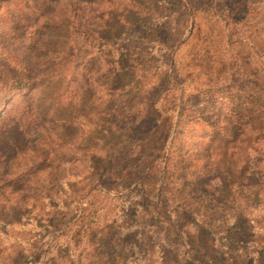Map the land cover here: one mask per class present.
<instances>
[{"label": "trees", "instance_id": "obj_1", "mask_svg": "<svg viewBox=\"0 0 264 264\" xmlns=\"http://www.w3.org/2000/svg\"><path fill=\"white\" fill-rule=\"evenodd\" d=\"M117 1L119 3H115L116 0H13L15 8L26 9V2L35 5L28 21H25L34 30V36L21 55L28 57L21 60L20 67L0 65L1 89L29 90L25 100L27 106L19 117L10 113L3 120L6 109L0 116L1 177L2 172L5 179L19 176L27 170L28 136L33 124L39 120L50 121L67 131L76 130L85 137L109 118L112 122L124 124L120 127L122 129L132 130L134 127L138 135L136 149L129 156L136 153L137 157H124L121 161L115 157L107 158L109 171L108 168L102 171L105 172L102 177L107 181L98 184L97 194L93 196L96 201H88V197L78 198L75 217L64 230L56 229L48 234L47 241L61 244L60 240H63L66 246L72 245L76 250L94 246L104 254L97 253V264L103 256L110 258L111 253L106 248L91 241L98 227L96 206L104 202L103 197L109 196L124 205V199L134 192L139 200L134 203L135 214L129 217L124 212L121 227L113 231L112 236L114 244H126V251L136 263L264 264V43L259 44L252 36L235 38V28L240 23L244 24V20L235 19L234 12L223 15L212 6L207 13L210 19L214 18L216 23L223 25L224 31L229 32L226 37L230 46L248 48V60L244 59L237 68L222 59L217 62L210 47L206 46L197 66L200 75L207 76L208 89L192 95L191 100L184 103V90L177 88L179 95L167 96V102L162 95L151 104L156 87H148V75H144L146 67L134 65V53L123 43L101 33L109 26L105 20L108 17L109 21L112 19L109 14L111 6L118 9L125 6V12H129L128 7L135 10L142 6L139 0ZM155 1L156 11H168L169 0ZM180 1L179 9L186 16V22L194 21L199 12L191 8L190 0ZM229 1L234 11V6L239 4L235 0ZM174 3L178 5L179 0H174ZM247 3L243 0L242 9ZM37 12L40 14L35 16ZM171 17L165 18L170 20ZM34 18L36 22L29 23ZM123 19L129 23L128 17H121ZM130 26L134 31L138 30L137 24ZM165 26L153 27L157 39H162L159 34L165 33ZM155 46L165 47L162 42L155 43ZM0 50H3L2 54L12 53L6 47H0ZM253 60L258 62L253 63ZM169 64L170 68H176L174 58H170ZM258 64L262 69L257 67ZM217 66L219 69L215 72ZM238 73L239 77L235 79ZM69 75L71 81L67 80ZM125 75H136L139 79L117 90L109 88ZM166 76L171 83V77ZM181 79L183 84L186 80ZM143 87L146 89L144 92ZM118 91L121 94L117 96L114 93ZM192 100L197 102L192 103L193 110L186 108ZM204 105L208 106L206 120L202 118L205 113L201 111ZM194 119L197 120L194 124L201 127L198 134L207 132L206 138L219 153L217 164L209 169L194 155L188 159L173 153L177 147L188 146L195 140V131L188 130V123ZM179 134L185 136L180 139ZM17 137L19 141L14 142ZM63 137L69 140L75 152L73 135L66 132ZM78 149L72 164L86 173L96 169L94 165L102 158ZM12 152L14 155L9 157ZM93 152L99 151L95 148ZM161 154L164 156L162 162ZM154 170L157 177L161 174L159 180L163 181L169 208L180 213H176L177 217L190 218H181L184 220L181 226L167 215L165 220L158 222L151 218L152 224L144 218L147 215L143 202L149 199V191L144 190L141 175ZM208 170L220 172L219 185L208 183L210 179H216L211 178ZM56 181L60 186L61 179ZM146 184L150 193L153 192V184ZM169 184L174 187L167 193ZM222 196L225 199L216 200ZM59 206L63 203L60 202ZM52 207L56 208L55 205ZM162 212L157 213L160 215ZM147 214L152 213L147 211ZM0 232L3 236L9 233ZM12 240L24 242L14 234ZM37 254L30 255L35 260L34 264H49L45 258L36 257Z\"/></svg>", "mask_w": 264, "mask_h": 264}, {"label": "rangeland", "instance_id": "obj_2", "mask_svg": "<svg viewBox=\"0 0 264 264\" xmlns=\"http://www.w3.org/2000/svg\"><path fill=\"white\" fill-rule=\"evenodd\" d=\"M139 1L142 6L135 9L136 11L128 7L129 12H125L127 9L125 6L120 9L111 6L109 14H111L112 19L109 21L110 17H108L105 20L109 26H106V30L105 28L101 30V33L107 38L116 40L117 43H123L127 49L134 53V65L142 64L146 67L144 75H148V87H156L151 104L162 95L165 102L169 100L167 96L173 93L179 95L177 88L184 90V103L190 101L192 95L208 89L206 86L208 83L207 76L200 75L199 66H197L206 46H209L210 51L215 55L214 61L217 59L218 62V59H222L228 65L232 64L237 68L244 59L248 60L246 57L248 48L230 46L229 39L226 37L229 32L224 31L223 25L216 23L212 16L210 19L207 13L212 6L216 7L217 11L223 15H231L234 12L233 17L235 19L244 20V24L240 23L236 26L233 33L235 38L252 36L259 44L264 43V0H247L246 8L243 7L245 10L242 9L243 0H235L239 5L234 6V11L231 8L232 2L229 0H190L191 8L199 13L194 21L187 20V22L186 16L179 9L180 0L178 5H175L174 0H169L167 12L156 11L155 0ZM117 2L116 0L115 3ZM25 6L26 9L15 8L13 0H0V47H6L12 52L2 54L3 50H0V54H2L0 55V65L5 67H20L21 60L28 57V55H21L25 52L27 44L32 41L34 30L28 27L25 21H28L31 9L35 5L32 2H26ZM213 13L211 12V14ZM38 14L40 12L35 13V16ZM124 16L129 18V23H126L124 19L125 22L121 20V17ZM166 16L172 17L169 20L165 18ZM35 22L36 18L34 21H29V23ZM131 24H137L138 30L135 29L134 31V28H130ZM157 25H166L165 33L159 34L160 38L166 40L155 37L152 29ZM157 42L164 43L165 47L155 46ZM172 48L173 50H169ZM170 58L175 59L176 68L169 67ZM256 62L258 61L253 63ZM131 64L130 62L128 65ZM257 67L260 68L259 64ZM215 68V72H218L219 66ZM1 75L2 69L0 68V80L3 79ZM166 75L171 77V83L166 80ZM235 77L238 79L239 73ZM181 78L186 80L183 84L179 80ZM138 79L136 75L135 77L134 75H125L120 79L118 78L115 81L116 85L113 84L109 88L117 90L118 87L128 86ZM67 80L71 81L72 77L69 75ZM178 81L181 82V85L177 87ZM133 85L136 84L131 86ZM128 88L131 89L132 87ZM145 90L143 87V92ZM28 94V89L23 91L12 90L11 88L1 89L0 116L3 114L2 111L6 109L3 120L10 113L14 114L16 118L19 117L27 106L25 100ZM114 94L118 96L121 92L118 91ZM10 96L11 99H9ZM8 101L9 103H7ZM192 103L197 102L195 100H192L191 103L188 102L186 108L195 109ZM163 106L165 107V104ZM160 109L163 110V108ZM201 111L205 113L202 118L206 120L209 115L208 106L204 105ZM107 119L109 121H106ZM107 119L103 120L101 127L99 126L97 132L95 131L96 133L92 132L85 137H82L81 132L67 131L50 121L39 120L33 124L28 136L30 149L26 151V155H28L26 161L29 164L27 170L19 176L6 177L5 179H3L4 172H2V177L0 175V231L9 232L8 236H3L0 232V264H34L35 260L30 257L34 253H38L36 257L45 258V262L48 261L49 264H97V253L104 255L97 251L94 246L81 247L76 250L72 245L66 246L63 240H60V244L58 241H47L46 238L56 229L64 230L65 226L75 217L77 212L75 201L78 198L88 197V201L90 199L96 201L93 196L97 194L98 184L103 180L107 181L105 177H102L105 173L102 171L106 168H108L107 172L109 171L107 158L115 157L121 161L124 157H131V159L137 157L136 153L129 156L130 152L136 149L135 143L138 135L135 133L134 127L132 130L130 128L122 129L120 127L124 124ZM196 122L197 120L194 119L188 123V130H194L197 134L195 140L189 142L188 146L183 144L175 147L176 150L174 149L175 152L173 153L179 158L188 159L191 158L190 155H194L196 159L203 160L201 164L206 165V169H209L212 165L217 164L219 153L214 151V147L206 138L207 132L203 131V134H198L201 127L194 124ZM66 132L73 135V139L76 140L75 152H73L69 140L63 137ZM184 136L179 134L178 137L182 139ZM13 140L18 142L19 137ZM78 148L84 149L86 154L102 158L94 165L96 169H92L90 173L84 172L71 162L75 158L76 152L80 150ZM95 148L98 149V153L93 152ZM126 153L127 155L124 156ZM12 155L14 152L9 154V157ZM163 158L164 156L161 154V162L164 160ZM2 169L0 167V172ZM155 171L141 175L143 188L145 191H149L147 192L149 199L144 200L143 204L146 205V210L152 213L151 215L147 214L145 210L144 213L147 216L144 218L152 224L151 218L158 222L165 220V215H167L181 226L184 223L181 218H190L188 216L177 217L176 213L178 215L180 213L169 208L163 181L159 180L161 174L157 177ZM209 174L211 178L216 179H210L208 183L214 185L221 183L219 171H211ZM217 175L219 180H217ZM57 178L61 179L60 186L56 181ZM148 182L155 187L151 193L150 188L146 186ZM166 183H169V180H166ZM172 187H174L173 184H169L166 188L167 193ZM217 199L225 198L222 196ZM103 200V203L96 206L98 208V227L94 231L91 241L96 246L106 248L111 254H109L110 258L103 256L99 264H138L132 257L130 258L131 254L129 256L125 249L126 244H114L112 236L113 231L121 227L124 212L129 217L135 214L136 206L134 203L139 201L137 193H130L124 199V205L120 200L113 199V196L103 197ZM60 202L63 203V206H59ZM53 205L56 208H53ZM158 211L164 213L159 215ZM130 219L128 218V220ZM14 225L21 227L13 228ZM13 234L20 237L24 242H14L12 240ZM67 234L68 232L65 233V235Z\"/></svg>", "mask_w": 264, "mask_h": 264}]
</instances>
